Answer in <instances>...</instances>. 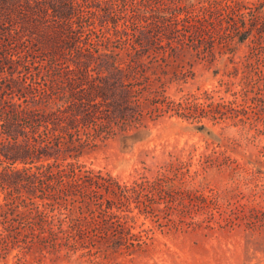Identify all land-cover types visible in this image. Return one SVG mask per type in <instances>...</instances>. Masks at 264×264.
I'll use <instances>...</instances> for the list:
<instances>
[{
  "label": "rangeland",
  "instance_id": "1",
  "mask_svg": "<svg viewBox=\"0 0 264 264\" xmlns=\"http://www.w3.org/2000/svg\"><path fill=\"white\" fill-rule=\"evenodd\" d=\"M212 1L181 3L210 6ZM227 1H243L264 16V0ZM251 17L246 16L248 26ZM17 28L20 22L6 31ZM186 34L163 42L164 48L140 49L144 61L166 72L151 74L154 100L147 101V91L140 96L142 121L98 124L94 139L95 125L81 127L87 152L76 157L77 164L82 172L111 178L115 189L94 191L112 199V209H81L80 196L46 207L38 200L55 227L93 230L113 224L131 227L136 235L124 240L113 230L101 243L60 233L55 245L20 236L0 241V264H264V105L259 100L264 99V36L252 30L234 53L221 49L217 38L212 56L194 33ZM251 47L254 53L246 57ZM3 52L0 47V57ZM235 67L237 74H231ZM17 71L35 84L36 70ZM217 102L222 106L213 118L206 110H216ZM136 132L137 139H125Z\"/></svg>",
  "mask_w": 264,
  "mask_h": 264
},
{
  "label": "trees",
  "instance_id": "2",
  "mask_svg": "<svg viewBox=\"0 0 264 264\" xmlns=\"http://www.w3.org/2000/svg\"><path fill=\"white\" fill-rule=\"evenodd\" d=\"M251 8L243 1L223 0L189 7L181 0H0V241L22 236L55 245L60 233H69V238L104 243L113 230L124 240L136 235L131 227L113 224L93 230L83 225L55 227L38 200L46 207L80 196L81 209H112L113 200H103L94 191L115 189L111 178L82 172L77 164L76 157L87 152L81 127L95 125L94 139L100 135L98 124L107 128L113 122L142 121L140 96L147 91V101L154 100L151 74L166 72L144 61L141 48H164L163 42L175 41L182 31L183 36L194 33L216 56L217 38L221 49L234 53L235 44L248 39L252 30L264 36V16ZM17 22L20 28L6 31ZM19 68L36 70L35 84L16 74ZM237 72L235 67L231 74ZM259 100L264 105V99ZM221 106L217 102L216 110L206 112L219 113ZM199 128L206 130L205 125ZM208 133L219 140L213 131ZM138 137L136 132L125 139Z\"/></svg>",
  "mask_w": 264,
  "mask_h": 264
}]
</instances>
